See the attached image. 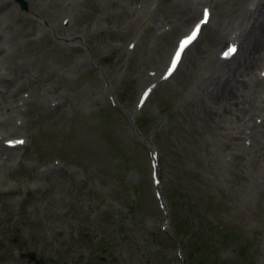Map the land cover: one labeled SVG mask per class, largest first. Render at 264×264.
I'll list each match as a JSON object with an SVG mask.
<instances>
[{
  "label": "rangeland",
  "instance_id": "374dc122",
  "mask_svg": "<svg viewBox=\"0 0 264 264\" xmlns=\"http://www.w3.org/2000/svg\"><path fill=\"white\" fill-rule=\"evenodd\" d=\"M11 1L0 18V75L26 94L11 133L25 142L1 162L0 264H32L28 251L42 264H264V117L247 113L263 134L242 149L248 138L234 146L207 106V61L222 44L210 43L218 2L209 1L210 19L174 74L136 111L148 72L162 67L200 1L188 16V0L73 1L65 29L60 0ZM247 119L243 108L229 128ZM140 138L158 151L166 223Z\"/></svg>",
  "mask_w": 264,
  "mask_h": 264
},
{
  "label": "bare ground",
  "instance_id": "6f19581e",
  "mask_svg": "<svg viewBox=\"0 0 264 264\" xmlns=\"http://www.w3.org/2000/svg\"><path fill=\"white\" fill-rule=\"evenodd\" d=\"M198 1L200 0L187 1L183 6L184 16L191 15L196 11ZM202 1L209 3L210 0ZM226 1H231L228 6H226ZM237 1L238 0H216V3L218 2V9L214 15L218 22L215 27L213 26L214 29L211 31L210 43L213 47L219 46V43L225 38V32L222 35V30L225 28V19L234 12V18L232 19L230 26L233 21L240 22L241 25H243L242 21L244 19L245 22H250L249 28L243 31L242 36L240 37L241 45L239 56L236 61L230 65H225L222 67L223 70L220 71L222 66L220 61L222 60L216 59L214 56L210 55V61H207V63H210L211 66L210 69L207 68L206 70L211 75L209 74V76H205L210 77V79L213 78V81L215 82L208 90V100L210 102V104L207 105L208 111L220 120L223 131L227 125V133L229 134V137H232L236 141L234 146H240L237 139L240 138L243 128L239 125L238 128L233 131L229 128L228 122H230L240 110L245 108L248 119L252 114L260 116L259 114L261 113L264 117V103H262L263 107H260L259 104L254 103L255 97L252 96V93L261 92V89L264 87V78L253 74L254 70L257 68L254 67L255 69L252 70V67L255 64L261 66L258 70L259 74L264 70V0H256L255 3L257 2V4L252 11H247L246 7L241 8L242 5L240 6V4L242 1L241 3H238ZM244 1L246 0H243V3ZM11 7V0H0V16L2 17L5 12L11 9ZM1 32L0 39L3 37ZM231 36L232 34L228 37ZM2 49H4V46L1 47L0 44L1 53L5 51V49ZM17 86L18 84L16 81L0 75V108L5 107L7 109L5 112H0V134L11 130L12 128L14 129V125L9 123L7 119L8 115H10L11 107L5 106L4 99L5 97H9L10 93H13L12 90L17 91L19 89ZM251 98L253 99V103ZM239 102L240 105L238 104ZM244 102H248L246 107H244V104L241 105V103ZM203 109L206 110L204 107ZM247 113L250 115L248 116ZM2 117H4L5 121ZM242 125H245V127L248 128L247 136L252 139L250 146H255L258 141L257 137L263 134V129L260 128V126L263 125V122L260 124L253 123L249 125L246 121L245 123L243 122ZM247 136L245 138H248ZM241 148L245 149L243 146ZM8 151L9 148L0 144V154L4 153L6 157L8 156Z\"/></svg>",
  "mask_w": 264,
  "mask_h": 264
},
{
  "label": "snow or ice",
  "instance_id": "6c2138e0",
  "mask_svg": "<svg viewBox=\"0 0 264 264\" xmlns=\"http://www.w3.org/2000/svg\"><path fill=\"white\" fill-rule=\"evenodd\" d=\"M204 18L203 20L196 24L195 28L192 30L191 34L186 36L183 40L180 41L179 43V48L177 49V51L175 52V56L172 59L171 62V68L168 70V74L171 75L172 71L175 70L177 64L180 62L181 59V55L182 53L185 51V49L193 43V41H195L197 39L198 34L201 31V25L207 23L208 18H209V12L208 10L204 11L203 14ZM237 49L235 46H230L228 48V50L224 53L223 58L227 59L229 57H231L232 55H234L236 53ZM145 95H147V93H145ZM16 143H20L22 144L23 141H17Z\"/></svg>",
  "mask_w": 264,
  "mask_h": 264
},
{
  "label": "water",
  "instance_id": "95a60500",
  "mask_svg": "<svg viewBox=\"0 0 264 264\" xmlns=\"http://www.w3.org/2000/svg\"><path fill=\"white\" fill-rule=\"evenodd\" d=\"M34 264H40L38 261H35V263Z\"/></svg>",
  "mask_w": 264,
  "mask_h": 264
}]
</instances>
